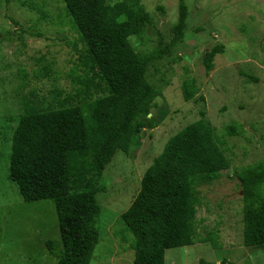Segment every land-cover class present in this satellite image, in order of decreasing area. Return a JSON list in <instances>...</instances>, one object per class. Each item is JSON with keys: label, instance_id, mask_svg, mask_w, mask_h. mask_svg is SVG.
I'll return each mask as SVG.
<instances>
[{"label": "rangeland", "instance_id": "obj_1", "mask_svg": "<svg viewBox=\"0 0 264 264\" xmlns=\"http://www.w3.org/2000/svg\"><path fill=\"white\" fill-rule=\"evenodd\" d=\"M120 2L150 15L136 49L154 57L147 78L159 97L152 114L135 122L145 128L135 131L129 152H119L98 180L101 213L94 225L110 224L91 264L134 263V238L121 217L168 142L201 120L231 169L197 187L196 242L167 251L166 264H264V249L244 246L242 180L244 169L264 162V0H185L181 37L180 0H109ZM216 47L223 51L208 73L205 55ZM85 53L63 0H0V264H56L46 247L47 240L61 239L56 205L23 200L10 175V136L30 109H57L88 82L83 105L109 94ZM188 81L199 89L189 102L183 95ZM209 238L218 249L204 242Z\"/></svg>", "mask_w": 264, "mask_h": 264}, {"label": "trees", "instance_id": "obj_2", "mask_svg": "<svg viewBox=\"0 0 264 264\" xmlns=\"http://www.w3.org/2000/svg\"><path fill=\"white\" fill-rule=\"evenodd\" d=\"M79 28L85 61L105 81L109 94L88 106L81 101L87 90L67 96L59 107L30 109L14 123L10 136V175L23 200L54 201L60 240H47L56 264H91L98 245L108 235L109 223L95 227L101 213L97 201L98 180L119 152L128 153L139 117L156 108L157 88L148 78L152 55L138 53L137 39L150 22L143 7L109 0H63ZM181 2L178 36L186 26L187 8ZM221 47L205 55L208 73L214 69ZM198 87L183 86L186 101ZM84 95V96H83ZM234 132V129H231ZM231 164L214 133L204 121L189 125L172 138L147 170L141 191L121 220L134 238L133 264H166L167 251L195 244L197 187L212 176L229 171ZM244 246L264 249V162L244 169ZM82 188L75 192V188ZM218 249V243L204 241Z\"/></svg>", "mask_w": 264, "mask_h": 264}]
</instances>
